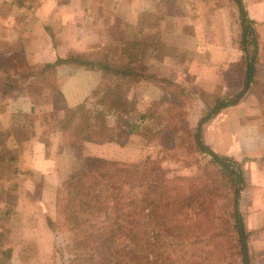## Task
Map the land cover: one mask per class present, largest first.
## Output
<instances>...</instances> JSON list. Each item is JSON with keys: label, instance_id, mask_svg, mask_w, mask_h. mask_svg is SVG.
I'll list each match as a JSON object with an SVG mask.
<instances>
[{"label": "crops", "instance_id": "1", "mask_svg": "<svg viewBox=\"0 0 264 264\" xmlns=\"http://www.w3.org/2000/svg\"><path fill=\"white\" fill-rule=\"evenodd\" d=\"M241 2L253 22L258 46L255 72L250 81L244 80L241 63L242 16L232 0H0V49L5 45L19 46L29 65L41 67L69 54L105 48L110 33H121L129 27L132 31L144 29L159 33L167 49H187L185 53L193 55V62L198 59V65L204 66L194 73L198 79L203 78L202 73H210L212 84L217 72L228 75L227 79L233 71L237 72L234 78L241 77L243 84L240 94L226 101L233 104L202 124L201 136L215 154L243 163L247 185L241 192V209L246 229L253 231L249 237L251 252L254 250L259 264H264V0ZM171 5L172 10L168 8ZM145 18L151 19V25H146ZM169 53L161 62L167 65L168 78L179 81L174 66L181 64L182 51L169 50ZM189 68L194 69V64ZM56 79L61 97L59 109L47 99L43 104L38 103L46 108L43 110L46 113H56L53 117L59 123L67 110L90 99L101 82L102 73L62 66L56 69ZM215 86L214 83L211 88ZM37 97L17 93L7 99L3 108L0 107V122L14 117L10 121L14 125L19 122L18 116H35L39 112ZM38 100L41 99L38 97ZM103 113L97 110L95 114L102 116ZM46 126L37 120L30 137H11L14 149L21 148L17 150L13 172L28 177V181L37 176L38 181L42 178V183L30 184L28 188L35 190L38 186L39 204L53 215L60 185L82 160L69 147H61L57 142L61 133L58 130L49 132L50 138L45 136ZM85 147L99 152L108 145L85 143ZM44 222L45 219L41 224ZM28 230L34 232V229ZM40 233L38 227V241Z\"/></svg>", "mask_w": 264, "mask_h": 264}, {"label": "trees", "instance_id": "2", "mask_svg": "<svg viewBox=\"0 0 264 264\" xmlns=\"http://www.w3.org/2000/svg\"><path fill=\"white\" fill-rule=\"evenodd\" d=\"M232 1L242 16L241 63L244 80L250 81L258 56L257 38L241 0ZM120 48L123 65L93 62L87 54H69L32 74L18 73L30 67L26 61L0 54V97L13 91L14 82L45 73L55 75L58 67L75 66L100 71L101 82L115 78L117 85L105 90L107 99L116 105L115 100H124L128 87L146 78L147 71L136 42L128 41ZM233 103H215L199 120V133L194 135L197 150L213 165L205 171L211 173V182L201 179L196 186L186 187L189 176L170 178L167 172L152 169L149 164L153 163L131 165L104 159L84 162L80 170L68 175L58 190L56 205L61 222L72 232L67 248L75 252L63 264H97L101 259L99 264H246L245 251L251 264L250 231L240 207L246 185L243 163L212 152L200 131L203 123ZM87 109L82 103L67 110L57 123L58 132L69 134L68 145L77 159H81L85 143L100 142L94 117ZM131 133L133 129L128 131ZM190 199L194 203L200 200L199 207L187 205ZM48 222L53 227L54 220L48 217ZM164 248L169 251L162 259ZM1 253L0 264H5L10 252L4 249Z\"/></svg>", "mask_w": 264, "mask_h": 264}, {"label": "rangeland", "instance_id": "3", "mask_svg": "<svg viewBox=\"0 0 264 264\" xmlns=\"http://www.w3.org/2000/svg\"><path fill=\"white\" fill-rule=\"evenodd\" d=\"M168 8L172 10L173 5ZM144 22L148 26L151 25L150 18H145ZM137 30L132 31L127 27L121 33H110L107 47L85 53L87 54L86 58L93 62L107 61L112 65H123L120 47L123 43L133 41L139 46L140 59L147 65V71L144 73L146 78L141 79L130 89L128 87L124 100H115L116 105L107 99L105 90L118 83L111 76L105 81L102 80L97 86H100L97 94H92L90 99L85 102L87 110L94 117L93 125L96 128L95 132L100 137H98L99 143H105V146L108 145V147L96 152L95 148H86L84 144L85 151L81 153L82 163L70 174L80 170L84 162L102 158L131 165L153 163V165L149 164L152 169L165 171L170 178L189 176L190 179L186 187L196 186L201 179L211 182L213 181L211 173H205V171L212 169L213 165L210 164V158L205 157L197 150L194 144V135L197 134L199 120L208 113L215 103L231 100L240 94L243 85L241 77L235 80L237 72L233 71L231 77L227 79L228 75L217 72L216 80L212 82L216 86L212 89L210 73H202L203 78L199 79L198 75L194 74L204 66L198 65V59L193 62V55L185 53L187 49H180L181 47L167 49L161 42L159 33L155 34L151 30L147 32L144 29ZM169 50L182 51L179 59L181 64L174 66L179 73V81L168 78L167 65L161 62L170 55ZM0 54H5L13 60L26 61L24 51L19 46L5 45L0 49ZM192 63L194 69L189 68V66L192 67ZM29 66V68L25 67L19 70L18 73L32 74L41 68ZM1 78H3L2 75H0V86ZM14 84L15 88H12V92L0 97L1 108L7 99L17 93H31L36 97L39 95L41 100H38L37 97L36 108L39 112L35 116H18L19 122L14 125H11L12 122H10L14 120V117L10 121L0 122V258L1 251L8 249L10 256L5 264L68 263V258L75 252L74 249L70 250L66 245L69 243L72 232L61 222L57 214V205L56 213L51 215L49 209H44L38 202L41 198L38 186L35 190L28 188L30 184L42 183V178L38 181L37 176L28 181V177H22L13 172L16 170L13 168L17 163V150H21V148L14 149L11 139L12 136L19 139L30 137L37 127V120L48 125L46 130L44 129L45 136H49V132L55 133L57 120L53 116L56 113H46L43 111L46 108L38 102L43 104L45 103L44 99H47L52 104L55 103V108L57 107L58 110V106L61 105L59 82H57L56 73L55 75L45 73L43 76L23 79L18 83L14 82ZM102 98L104 99L101 100ZM97 110L104 112L103 115L95 114ZM171 115L174 116L173 119ZM130 129H133V133L128 134ZM69 141L68 133L61 132L58 135L57 142L61 143V147H69ZM244 175L246 176V173ZM199 203L200 200H195L194 203L193 199H190L187 205L194 204L197 207ZM187 209L188 207L185 211ZM241 211L243 212V209ZM48 217L54 220L53 227L50 226ZM44 219L46 223L41 224ZM38 227L41 232L39 241ZM28 229H34V232L31 233ZM249 233L251 235L253 231ZM249 249L251 264H259L254 250L251 252L252 248ZM168 251V248H164L162 259L168 256ZM128 257L130 256L128 255ZM100 262L102 259L98 260L97 264Z\"/></svg>", "mask_w": 264, "mask_h": 264}, {"label": "water", "instance_id": "4", "mask_svg": "<svg viewBox=\"0 0 264 264\" xmlns=\"http://www.w3.org/2000/svg\"><path fill=\"white\" fill-rule=\"evenodd\" d=\"M248 83V81H247ZM199 133V128H197V134ZM243 233H244V229H242ZM245 257H246V264H249V260H248V253L247 251H245Z\"/></svg>", "mask_w": 264, "mask_h": 264}]
</instances>
